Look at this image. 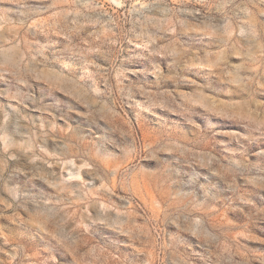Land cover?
Instances as JSON below:
<instances>
[{"label": "rangeland", "instance_id": "rangeland-1", "mask_svg": "<svg viewBox=\"0 0 264 264\" xmlns=\"http://www.w3.org/2000/svg\"><path fill=\"white\" fill-rule=\"evenodd\" d=\"M0 264H264V0H0Z\"/></svg>", "mask_w": 264, "mask_h": 264}]
</instances>
